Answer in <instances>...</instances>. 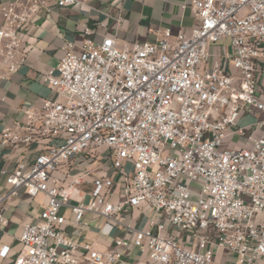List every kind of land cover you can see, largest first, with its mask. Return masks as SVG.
<instances>
[{"label": "built area", "instance_id": "built-area-1", "mask_svg": "<svg viewBox=\"0 0 264 264\" xmlns=\"http://www.w3.org/2000/svg\"><path fill=\"white\" fill-rule=\"evenodd\" d=\"M51 2L86 1L0 7V81L26 64L25 29ZM191 11L193 28L165 30L154 42H67L41 74L52 97L1 132L3 145L42 146L29 171L21 165L7 177L11 196L46 197L39 220L23 225L12 264H264V100L256 78L264 0H191ZM223 41L229 50L214 56ZM242 114L260 117L241 128ZM232 135L250 146L223 150ZM97 158L111 172L90 179L81 165ZM88 214L113 249L72 239Z\"/></svg>", "mask_w": 264, "mask_h": 264}, {"label": "crops", "instance_id": "crops-1", "mask_svg": "<svg viewBox=\"0 0 264 264\" xmlns=\"http://www.w3.org/2000/svg\"><path fill=\"white\" fill-rule=\"evenodd\" d=\"M8 0H0V7ZM86 1L81 6H67L59 8L54 2L50 3V12L41 10L36 14L24 32V42L29 48L26 64L8 80L0 81V210L6 223H0V253L8 249L5 258L0 255V264H12L21 244L19 241L24 224L35 223L46 202L44 195L36 198L26 194L23 190L18 195L11 196L10 186L7 184L9 173L24 165V171H29L34 158L42 146L36 145H3L1 132L16 123L28 120L26 112L37 110L41 103L52 97L50 89L41 83L40 76L48 68L56 66L64 55V45L73 42L80 46L85 39H92L101 43L106 36L114 37L120 47L134 43L154 42L161 37L165 30H170L175 36L179 32L189 31L196 24V18L191 11V0H81ZM117 18L122 23L117 24ZM1 24V17H0ZM103 25L104 27H101ZM93 32L86 36L85 29ZM228 51V41L211 48L214 56L222 51ZM258 94L264 100V60L258 64L256 74ZM260 115L242 114L238 121L241 128H251ZM248 134L250 130L248 129ZM252 135L258 136V132ZM248 136V135H247ZM246 137L232 135L225 140L222 149L249 147ZM79 163V161H78ZM77 164V163H76ZM79 165V164H78ZM77 165V167H78ZM82 167L87 168L88 178L94 179L100 175L110 173L111 166H104L100 160H86ZM79 171L81 168H77ZM118 181V176L115 177ZM113 200L119 198L120 187ZM70 217V212H66ZM144 227L142 220L135 224ZM100 219L88 214L81 230L71 231L73 240L95 242V247L111 250L114 247L112 236L101 233ZM138 256L128 258L131 263Z\"/></svg>", "mask_w": 264, "mask_h": 264}]
</instances>
